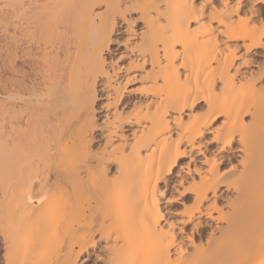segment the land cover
I'll list each match as a JSON object with an SVG mask.
<instances>
[{
	"label": "bare ground",
	"instance_id": "6f19581e",
	"mask_svg": "<svg viewBox=\"0 0 264 264\" xmlns=\"http://www.w3.org/2000/svg\"><path fill=\"white\" fill-rule=\"evenodd\" d=\"M262 4L0 0V94L15 112L19 106L18 116L6 117L0 132L7 141L2 147L19 153L9 152L6 161V171H19L14 172L19 180L11 171L3 174L6 163L0 168V184L12 187H0V193L9 199L18 227L9 228L12 220L4 227L0 222L9 233L3 236L9 245L5 263L264 264ZM14 119L20 124L15 122V130L35 132L31 142L21 131L18 137L25 139H18L24 142L16 141ZM34 153L69 157L59 171L61 187L76 191L86 182L85 193L92 184L100 190L104 185L91 230L69 240L71 259L50 252L37 262L39 255L28 253L41 248L33 242L41 239L43 221L37 222L41 232L34 229L37 236L18 234L25 214L17 212L20 205H28L24 211L33 217L38 212L32 203L47 201L48 182L42 179L47 173L40 177L33 170L44 160ZM21 183H27L22 191ZM117 187L128 193L127 215L110 203ZM22 247L32 258L19 252Z\"/></svg>",
	"mask_w": 264,
	"mask_h": 264
},
{
	"label": "rangeland",
	"instance_id": "374dc122",
	"mask_svg": "<svg viewBox=\"0 0 264 264\" xmlns=\"http://www.w3.org/2000/svg\"><path fill=\"white\" fill-rule=\"evenodd\" d=\"M3 99H4V101H3ZM8 98L6 97V96H4V95H2V94H0V110H2V111H0V112H2V114L1 115H3V117L0 115V120L2 121H0V132H1V128H3L2 126H4V128H3V130H5V122L7 123V119H6V117L7 118H9V116L10 115H12L13 116V114H15L14 116L15 117H17L18 116V114H19V106H18V108H16V112H15V105H12V107H9V106H11V102L9 101V99L7 100ZM3 102H5V103H3ZM2 103V104H1ZM7 103V104H6ZM10 103V104H9ZM3 106V107H2ZM9 108L11 109V114L10 113H8V110H9ZM6 109H7V111H6ZM17 109H18V111H17ZM14 110V111H13ZM4 111V112H3ZM7 112V113H6ZM12 112H13V114H12ZM4 114H8V115H6V116H4ZM11 116V117H12ZM14 117V118H15ZM3 118V119H2ZM13 118V117H12ZM17 119V118H16ZM16 119H14V120H12L13 122H14V124L12 123V121H11V123H12V125L14 126L15 125V122H16V125H17V121H16ZM4 120H6L5 122H4ZM2 123H4V124H2ZM18 125H20L19 123H18ZM17 128L19 127V126H16ZM15 128V126L13 127V129ZM20 128V127H19ZM22 128V127H21ZM13 131H17L18 133H16V141L18 140V141H20L19 139H25L24 137H18L19 136V131H21V130H13ZM23 131V130H22ZM21 131V133H24V132H27V131H23L22 132ZM2 132H4V131H2ZM14 132V133H15ZM27 133H28V135H29V133H30V136H28L27 135ZM27 133H24V134H22V135H27L26 136V140H27V143H28V141L30 140L29 138L31 137V133H33L32 131L30 132H27ZM35 133V132H34ZM33 133V134H34ZM18 134V135H17ZM0 135H1V137H0V141L2 142L3 140H4V138H6L5 136L3 137V133H0ZM5 135V134H4ZM14 135V134H13ZM21 136V135H20ZM33 136H35V135H33ZM14 137V136H13ZM15 138V137H14ZM19 138V139H18ZM13 139V138H12ZM33 139V138H32ZM35 139V138H34ZM5 141V144L7 143V141L6 140H4ZM3 141V142H4ZM15 141V139H14V142H16ZM22 141L23 140H21L20 142L22 143ZM34 141V140H33ZM39 141L40 140H38V143H39ZM45 141V140H44ZM3 142L2 143H0V160L2 161H0V168H2L3 169V166H2V164L4 165L5 163V169H4V173L3 174H6V172L8 173V172H10L11 171V169H9V168H7L8 170H10V171H6V167H7V162H8V158H11V157H15V155H16V157L18 156L17 155V153L18 152H16L15 154H14V152L12 153L11 152V150L9 151L10 153H12L11 155V157L9 156L8 157V154H9V152H8V149H6L5 147V145H3L4 147H2V145L1 144H3ZM13 142V141H12ZM24 142V141H23ZM29 142H31V141H29ZM37 142V141H36ZM35 142V143H36ZM41 143H44L42 140L40 141ZM9 144H11V145H14V144H17V142L16 143H14V144H12L11 143V141L9 140V142H8ZM20 143V144H21ZM25 143H26V141H25ZM26 143V144H27ZM40 143V144H41ZM48 142H47V140L45 141V145L47 144ZM9 144L7 145V146H9ZM37 144V143H36ZM39 144V145H40ZM34 145L35 144H33V147H34ZM48 145V144H47ZM17 146V145H16ZM29 146H31V144H29ZM36 146H38V144L37 145H35V147ZM1 147L3 148V150L1 149ZM19 147H21V146H19ZM25 147H26V145H25ZM41 147V146H40ZM9 148L11 149V147L9 146ZM14 148H16L15 147V145H14ZM29 148V147H28ZM42 148H44V147H42ZM5 149V150H4ZM17 149V148H16ZM15 149V150H16ZM22 149V148H21ZM26 149H27V147H26ZM32 148H30V150H31ZM40 148L38 147V150H39ZM18 151H19V149H17ZM33 151L35 150V152H37L36 150H37V147L36 148H34V149H32ZM44 151H45V148L43 149ZM1 151H2V153H1ZM8 153H7V152ZM13 151V150H12ZM22 151H24V149H22L21 150V152ZM3 152H5L4 154H3ZM20 152V151H19ZM32 152V151H31ZM42 152V151H41ZM25 153V152H24ZM19 154V153H18ZM3 157H2V156ZM23 155V154H22ZM21 155V156H22ZM27 155H28V153H27ZM29 155H31L32 156V153L31 154H29ZM54 155V156H53ZM5 156V157H4ZM34 156L36 157V156H38V155H35V153H34ZM41 156H42V154H41ZM40 156V154H39V156L38 157H40V158H42V160H44V163H42L43 161H39L38 163V165H36V167L33 169L34 171H35V169H38V171H37V173H39V171H41L38 175L41 177V176H43V175H41L42 173H44V176L43 177H45L46 175V177L45 178H42V179H47V182H48V193L49 194H51V197H53L52 199H51V197H49L48 196V193H47V201H46V203H43V202H41V203H32V206H34L35 208H36V210H37V212H38V214L35 216H28L27 214H26V211H24L26 208L25 207H27L28 205H24V206H21L20 205V207H19V210L17 211V212H20L21 210L25 213V214H23V216L22 217H20V219H22V221H21V226H20V228H19V230H20V232H18V234H19V236L21 235V233H22V236L23 237H25V236H31V238L32 237H34L33 235H38V233L37 234H35L36 232V230H34V229H38V228H40L39 227V224H37V222H42L43 221V227H44V229L43 228H40V229H42V231L43 232H41V230H37V232L39 231V232H41L40 233V240L38 239L39 237H34V238H36V239H38L39 240V242H41V241H44V242H41V243H39L38 242V240L36 241V239H35V241L33 242L34 243V245H36L37 243H38V248H39V244H41L42 246L44 245V247L42 248V246L40 245V247L41 248H39L38 250H37V247L36 246H34V248H35V250H31L32 252H29L28 250V248L26 249L25 247H22L21 248V250L19 251L21 254H24V252H26V254L29 256V258H32V256L34 255V257H35V255H37L38 257H36V259L34 258L33 260L35 261H41L42 259H44V256H47V255H49L50 254V252L51 253H54V254H52V255H55V254H60V252H61V257L60 258H62L61 260H64L63 259V257L66 259V257L68 258V255H69V253L70 254H72V253H74V252H70L69 250H67L68 248H69V245L71 246V244L73 243V242H70L69 240H70V238L72 239V240H74L75 241V239H78V237L81 235L80 234V232L79 231H84V233L85 232H87L88 230L90 231L91 230V228L90 227H92V225H90V224H92V222L94 223V221L96 220V213L98 212L97 210V208H98V206L97 205H99L101 202H102V200L104 201V198L102 199L101 197H102V194L104 193L105 194V190H104V192H103V190H102V188H104V185H102L103 187L101 188V190L99 189V187H101V186H99L98 187V183L96 184V185H94V184H92V187L93 186H95L96 187V189H95V187H91V190H93V189H95V190H93V191H91L90 189H87V192H85L84 193V188H85V183L83 182V184H85V185H80L81 187H79V188H77V190H78V192L77 193H75L76 191H75V187L74 188H72V187H61L60 186V173H59V171L63 168L62 167V165L64 166L65 164H66V162L65 161H67L68 159H69V157L68 156H66V155H64L63 157L66 159H64L63 157H62V155H56V154H51L47 159H46V157H45V155L44 156H42L41 157ZM45 157V158H44ZM58 157V158H57ZM6 158V159H5ZM46 159V160H45ZM7 161V162H6ZM49 161V162H48ZM45 162H47V164L45 163ZM63 162V163H62ZM10 163V162H9ZM46 164V165H45ZM43 165H44V167H43ZM40 166V167H39ZM8 167H9V165H8ZM37 167H39V168H37ZM45 170H42V168ZM46 167V168H45ZM1 170V169H0ZM1 171V172H2ZM16 171V172H15ZM14 172L15 173H17V170H15ZM1 172H0V175H1ZM14 172H10V174L11 173H14ZM21 172V174H20V182H22L21 181V178H22V176H23V170L22 171H20ZM24 172H25V170H24ZM30 172V171H29ZM36 172V171H35ZM62 172V171H61ZM14 173V177L17 175V174H19V171H18V173L17 174H15ZM26 173H28V172H25V174ZM36 173V174H37ZM47 173V174H46ZM34 174V173H33ZM46 174V175H45ZM30 175H32V173L30 172V174L29 175H25V177H27V179H28V177L30 178L31 176ZM10 176V175H9ZM8 176V177H9ZM12 177H13V175H11ZM1 177V176H0ZM17 177V176H16ZM15 177V178H16ZM2 178V177H1ZM6 178H7V175H6ZM14 178V179H15ZM18 178V177H17ZM16 178V179H17ZM3 179H5L4 178V176H3ZM14 179H12V180H14ZM27 179H26V181H27ZM8 180V179H7ZM7 180H5V181H7ZM11 180V179H10ZM18 180H19V178H18ZM23 180V179H22ZM0 181H2L1 179H0ZM9 181V180H8ZM7 181V182H8ZM24 181V180H23ZM4 182V181H3ZM3 182H1V183H3ZM13 182V184L14 183H16V182H14V181H12ZM11 182V183H12ZM19 182V183H20ZM11 183H9V184H11ZM82 183V182H81ZM4 184H5V182H4ZM22 184V183H21ZM21 184H20V186H21ZM24 184V183H23ZM22 184V185H23ZM25 184H27V183H25ZM24 184V185H25ZM2 184H0V187L1 188H4L3 190L4 191H8V190H11L10 188H12V187H10L9 185H7V184H5V185H2ZM7 185V189L5 188V186ZM15 185V184H14ZM24 185H23V187H24ZM20 186H19V188H20ZM60 186V187H59ZM10 187V188H9ZM22 187V186H21ZM78 187V186H77ZM83 187V188H82ZM1 188H0V192H2V190H1ZM14 188V187H13ZM17 188V187H16ZM81 188V189H80ZM86 188H87V186H86ZM15 189V188H14ZM25 189V187L24 188H22V189H20L21 191L22 190H24ZM98 189H99V191H98ZM105 189V188H104ZM17 190H19L18 188H17ZM60 190H62V191H60ZM73 190V191H72ZM75 191V192H74ZM19 192V191H18ZM24 192V191H23ZM23 192H21V193H23ZM53 192V193H52ZM93 194H92V193ZM20 193V194H21ZM56 193V194H55ZM62 193V194H61ZM92 194L93 196L91 197V198H95L94 200L92 199L91 200V198L89 199V201H87L86 200V198H88V195L89 194ZM78 194V195H77ZM104 194H103V197H104ZM2 195V193H0V196ZM3 195H4V193H3ZM2 195V197H0V198H3L4 196L6 197V195H4L3 196ZM53 195V196H52ZM55 195H62L61 196V198H60V196H58V199H57V197H55ZM23 198L25 197V196H23V195H21ZM67 196V197H66ZM78 196V197H77ZM80 196V197H79ZM82 196V197H81ZM85 196H87L86 198H85ZM5 197H4V199H5ZM90 197V196H89ZM50 198V199H49ZM55 198L58 200V201H56L55 200ZM60 198V199H59ZM66 198V199H65ZM85 198V199H84ZM3 199V200H4ZM8 198H6L5 199V201H0V216H2L3 218L0 220V222H1V224H2V226H3V223H5L4 224V226H6V221L8 222V221H11L12 220V217L14 218L15 217V215L13 216V214L12 215H9L11 212L9 211V210H11L12 211V209H13V207H9L8 205H7V203H8V200H7ZM49 199V200H48ZM67 199H68V201H67ZM78 199V200H77ZM80 199H82V203L81 204H83L84 206H86V208H81L80 206V208L77 206V204H79L80 202H79V200ZM102 199V200H101ZM7 200V201H6ZM53 200V202L51 203V201ZM60 200V201H59ZM61 200L63 201V204H62V202H61ZM77 200V202H75ZM87 202H85V201ZM66 202V204L64 205V203ZM71 201V202H70ZM101 201V202H100ZM3 202V203H2ZM7 202V203H6ZM69 202L72 204L73 203V205H71V204H69ZM79 202V203H78ZM88 202H90V203H88ZM29 203V202H28ZM58 203V204H57ZM8 206H6V205ZM41 204H43V205H41ZM44 204H46V205H44ZM52 204V205H51ZM87 204V205H86ZM88 204H90L91 205V207L89 208L88 207ZM29 205H31V203H29ZM56 205V206H55ZM58 205H60V206H58ZM80 205V204H79ZM7 208H6V207ZM46 206V207H45ZM72 206V207H71ZM22 207H24V209L22 208ZM41 207V208H40ZM53 207V208H52ZM63 207V208H62ZM77 207H78V209H77ZM9 208V209H8ZM11 208V209H10ZM42 208H45V210L44 209H42ZM50 208H52V209H50ZM5 209V210H4ZM96 209V210H95ZM27 210V209H26ZM43 211V213H42V211ZM47 210V211H46ZM52 210V211H51ZM56 210V211H55ZM67 210V211H66ZM71 210V211H70ZM83 210V213L84 214H82V217L80 218V217H76V216H79L80 214H81V211ZM84 210H85V212H84ZM88 210H89V212H88ZM1 211H3V213L1 212ZM4 211H5V213H4ZM50 211H51V213H50ZM62 211V212H61ZM73 211V212H72ZM6 212H8V214L6 213ZM46 212V213H45ZM2 213V214H1ZM21 213V212H20ZM48 213H50V215L48 214ZM52 213H53V215H52ZM72 213V214H71ZM86 213V214H85ZM6 214V215H5ZM42 214H45V216L44 217H42L41 218V221H37V220H39L40 218V216H42ZM48 214V215H47ZM56 214V215H55ZM74 214H75V216H74ZM93 214V215H92ZM3 215H5V216H3ZM7 215L9 216L8 217V219H7ZM25 215H26V217H25ZM62 215H63V217H62ZM51 216V217H50ZM56 218H55V217ZM71 216V217H70ZM74 216V218H75V220L76 221H74V218H72ZM83 216L85 217V218H83ZM11 217V218H10ZM47 217H48V219L49 220H51L49 223H48V221L47 222H45L46 220H47ZM62 217V219L60 220V218ZM10 218V219H9ZM26 218V219H25ZM35 218V219H34ZM54 218H55V220H54ZM78 218H80L79 220H81V221H79L78 220ZM31 219H32V221H31ZM46 219V220H45ZM83 219L85 220L84 222H83ZM4 220V221H3ZM17 220H18V216H17ZM35 220V221H34ZM70 220V221H69ZM79 222H78V221ZM90 220H91V222H90ZM14 220H12L10 223L12 224V226L10 225L9 226V228H12L13 226L14 227H17V226H15V224H14V222H13ZM20 221V220H19ZM53 221V223L55 222L56 223V225L55 224H53L52 223V225H51V222ZM88 221V222H87ZM13 222V223H12ZM16 222V221H15ZM33 222H34V224H33ZM45 222V223H44ZM67 222H73L72 224H71V226H70V224L69 223H67ZM65 223L67 224L66 226H65ZM77 223H78V225H77ZM87 223V224H86ZM23 224V225H22ZM30 224H31V226H30ZM48 224V225H47ZM84 224V225H83ZM8 225V224H7ZM19 225V224H18ZM29 225V226H28ZM41 225V224H40ZM88 225V226H87ZM2 226L0 227V232L1 233H3L2 235H1V233H0V264H7V262L5 263V261H8V258H7V260H5V258L8 256L7 255V253H6V251H8L7 250V246H9L8 244H6L7 242H6V238L4 239L3 238V236H6L7 238H9L8 236H9V233H7L6 231H5V233H4V230L2 229ZM3 226V227H4ZM32 226L34 227V228H32ZM46 226L48 227V228H46ZM53 226H55L54 227V229H53ZM70 226V227H69ZM38 227V228H37ZM18 228V227H17ZM55 228H56V230H55ZM22 229H24V230H22ZM26 229V230H25ZM45 229H48L49 231L48 232H44V230ZM52 229H53V231L55 230V231H57L56 233H54L55 234V236H53L51 233H53V231H52ZM64 229V230H63ZM18 230V231H19ZM47 231V230H46ZM29 232V233H28ZM35 232V233H34ZM66 232V233H65ZM78 232V233H77ZM43 233L45 234L44 236H46L47 235V233H48V236H46L45 237V239L43 238V240H42V237H43ZM64 233V234H63ZM83 233V232H82ZM6 234V235H5ZM17 234V235H18ZM25 234V235H24ZM79 234V235H78ZM12 235V234H11ZM14 235V234H13ZM12 235V236H13ZM52 235V237L54 238V239H52V237H51V239H50V237L49 236H51ZM76 235L78 236V237H76ZM56 236H57V239H56ZM49 237V238H48ZM59 237V238H58ZM75 238V239H74ZM3 239V240H2ZM52 240V241H51ZM57 240V241H56ZM50 241H51V243H50ZM77 241V240H76ZM75 241V242H76ZM61 242V243H60ZM5 244V246H4V244ZM53 243L54 244H57V245H53ZM69 243H71V244H69ZM59 244V245H58ZM69 244V245H68ZM77 246H76V245ZM74 244V249H73V251L75 250V252L79 249V246H78V244L77 243H75ZM50 246V247H49ZM53 246V247H52ZM6 248V250H5V248ZM53 250H52V249ZM42 249V250H41ZM43 249L45 250V252H43ZM70 249V248H69ZM51 250V251H50ZM98 248H96V252H98ZM27 251H28V253H30V254H33V255H29L28 253H27ZM35 251V252H34ZM39 251H42V252H39ZM68 251V252H67ZM37 252V253H36ZM59 252V253H58ZM66 253H68L67 255H66ZM4 254H6V257H5V255ZM9 254V253H8ZM25 254V255H26ZM65 254V255H64ZM24 255V256H25ZM64 255V256H63ZM23 256V257H24ZM50 256H51V254H50ZM5 257V258H4ZM43 257V258H42ZM27 258V257H26ZM42 258V259H41ZM72 257L71 256H69V258L68 259H71ZM5 260V261H4ZM80 262L78 261V264H79ZM99 264L98 263V261L97 262H91L90 261V264ZM86 264H89V262L88 263H86Z\"/></svg>",
	"mask_w": 264,
	"mask_h": 264
},
{
	"label": "snow or ice",
	"instance_id": "6c2138e0",
	"mask_svg": "<svg viewBox=\"0 0 264 264\" xmlns=\"http://www.w3.org/2000/svg\"><path fill=\"white\" fill-rule=\"evenodd\" d=\"M264 8V4L261 5ZM110 203L113 207L118 209L122 215H127L130 212V208L128 206V193L123 189L117 187L112 190L109 194ZM130 245L134 244V241L128 242Z\"/></svg>",
	"mask_w": 264,
	"mask_h": 264
}]
</instances>
